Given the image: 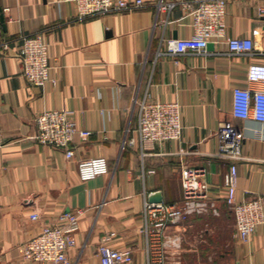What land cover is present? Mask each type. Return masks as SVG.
Listing matches in <instances>:
<instances>
[{
  "label": "crops",
  "instance_id": "obj_1",
  "mask_svg": "<svg viewBox=\"0 0 264 264\" xmlns=\"http://www.w3.org/2000/svg\"><path fill=\"white\" fill-rule=\"evenodd\" d=\"M159 1L78 18L72 0H0V264H45L23 258L20 246L68 208L81 210L70 264H100L103 239L131 248L126 264H147L144 201L159 192L164 201L180 202L185 165L204 168L209 206L166 227L169 240L178 242L167 246L166 264H264V122L232 112L233 87L245 84L249 63L264 62V13L258 11L264 0L226 3L225 35L251 38L253 54L230 52L226 36L202 53L160 52L168 39L191 36L193 27L182 0H161L174 2L169 8ZM37 31L52 65L43 85L27 81L16 55L22 36ZM145 91L179 102L180 140L123 142L136 126L135 98ZM44 108L71 110L76 126L92 131L86 140L74 135L73 156L32 137L34 116ZM221 120L245 134V157L234 163V196L263 198V220L246 240L224 199L231 163L212 155ZM98 155L108 170L82 179L78 160ZM33 211L38 218L30 217ZM209 252L211 262H192Z\"/></svg>",
  "mask_w": 264,
  "mask_h": 264
},
{
  "label": "built area",
  "instance_id": "obj_2",
  "mask_svg": "<svg viewBox=\"0 0 264 264\" xmlns=\"http://www.w3.org/2000/svg\"><path fill=\"white\" fill-rule=\"evenodd\" d=\"M76 5V16L84 18L94 14L131 9L140 6L143 0H72ZM228 0H182V8L191 15L193 27L191 36L176 37L167 40L160 52L180 54L185 52L202 53L210 41L225 37L224 15ZM174 2H158L160 8H169ZM260 14L264 5L258 6ZM229 51L239 54H253L254 43L249 37L226 36ZM5 44V43H4ZM27 81L34 85H43L49 76L51 62L48 43L41 31L25 34L16 53ZM137 105L136 126L124 139V143L141 145L146 140L158 143L166 140L181 139V105L177 101H165L154 98L145 91L135 98ZM232 112L235 116L252 118L264 122V62H251L247 66L244 85L232 89ZM36 125L32 137L44 144L52 145L64 151L66 157L74 155L70 145L75 134L86 140L91 130L78 128L72 111L65 108H44L34 116ZM218 147L213 156L228 160L231 165L223 176L224 199L231 209L237 233L246 240L263 220L261 195L236 198L233 189L236 185L235 162L243 159L244 132L230 120H221L217 128ZM179 152L185 150L180 147ZM77 168L82 179L91 178L108 170L107 159L102 156L80 158ZM204 168L185 165L181 170L182 200L180 202L151 201L143 204L142 230L146 235L147 264H166L165 250L169 244H176V238L169 240L165 229L193 213L207 210L209 184L201 178ZM81 210L62 209L55 218L45 222L32 236L22 242L21 255L25 259L40 260L45 264H70L67 251L75 245V231L79 226ZM33 211L30 217L38 218ZM100 264H126L133 260L129 247H115L103 239L97 246Z\"/></svg>",
  "mask_w": 264,
  "mask_h": 264
},
{
  "label": "rangeland",
  "instance_id": "obj_3",
  "mask_svg": "<svg viewBox=\"0 0 264 264\" xmlns=\"http://www.w3.org/2000/svg\"><path fill=\"white\" fill-rule=\"evenodd\" d=\"M220 242H221V243H222V242L226 243V238H222V237H221V238H220ZM210 251H211V250H210ZM193 257H196V256L193 255L192 258H193ZM213 257H214V255H213L212 252L204 253L203 256H201L200 260H198V261H197V260H196V261L193 260L192 262L200 263V262H202V261L204 262V261H206V260H207V261H209V260L212 261V258H213ZM193 259H195V258H193ZM211 261H209V262H211ZM192 262H190V263H192ZM203 262H202V263H203ZM204 263H205V262H204Z\"/></svg>",
  "mask_w": 264,
  "mask_h": 264
},
{
  "label": "water",
  "instance_id": "obj_4",
  "mask_svg": "<svg viewBox=\"0 0 264 264\" xmlns=\"http://www.w3.org/2000/svg\"><path fill=\"white\" fill-rule=\"evenodd\" d=\"M207 48L211 47V42H209L206 46ZM149 200L151 201H161L162 195L158 192L156 194L149 195Z\"/></svg>",
  "mask_w": 264,
  "mask_h": 264
}]
</instances>
